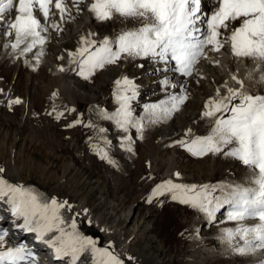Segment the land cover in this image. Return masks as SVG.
<instances>
[{"label":"snow or ice","instance_id":"obj_1","mask_svg":"<svg viewBox=\"0 0 264 264\" xmlns=\"http://www.w3.org/2000/svg\"><path fill=\"white\" fill-rule=\"evenodd\" d=\"M209 2L212 7L202 6L204 0H71V6L68 0H0V36L4 38L0 47L17 59L24 57L26 63L32 54L35 64L31 66L35 70L45 55L49 28L63 31L59 23L50 22V16L56 13L61 22L74 19L72 9L77 15L87 11L98 24L117 20L133 22L132 27L114 36L94 31L81 35L79 46L67 53L68 68L62 65L59 71L71 70L80 78L90 80L98 71L110 65L119 66L124 60H147L163 65L155 68L154 73L164 74L160 86L166 97L144 106V115H135L133 102L139 95V86L127 76L113 81L115 110L96 109L100 119L111 122L124 133L121 147L134 154L130 130L135 129L136 137L142 140L147 127L172 119L189 99L185 80L180 81L178 92H167L169 87L177 88L168 73L204 79L197 66L201 60H209L216 66L218 61L212 60L210 53H219L226 46L234 58L264 64V0ZM136 66L144 67L143 64ZM231 80L239 87L233 88L225 81L203 105L200 119L210 125L207 134L197 135L192 128L184 129L169 147L179 146L196 158L211 154L234 160L248 170L246 183L186 185L168 179L152 189L146 202L152 203L167 194L172 201L201 213L209 223L215 222L219 212L226 211L227 221L235 227L222 231L221 242L236 255L250 256L264 250V94L244 91V82L236 75ZM260 81L264 82V74ZM56 95L53 93V97ZM21 103L19 98L9 100L8 107ZM66 111L71 113L75 109ZM64 115L58 112L55 119L60 120ZM78 124L84 122L77 119L67 127ZM84 126L92 128L93 124ZM98 131L104 134L107 129ZM102 138L105 147L96 145L97 155L115 167L116 162L107 151L111 142ZM5 171L0 167V204L7 206L16 231L33 234L36 242L45 244L55 260L63 264H125L111 244L100 247L96 240L79 230L80 214L73 212L68 201L12 183L5 177ZM174 176L180 179L179 172ZM83 212L86 216L88 209ZM65 213H72L71 218L66 219ZM8 236L9 231L0 228V264H38L37 254L31 247L23 242L9 246Z\"/></svg>","mask_w":264,"mask_h":264},{"label":"rangeland","instance_id":"obj_2","mask_svg":"<svg viewBox=\"0 0 264 264\" xmlns=\"http://www.w3.org/2000/svg\"><path fill=\"white\" fill-rule=\"evenodd\" d=\"M71 22H59L63 28L61 35ZM120 23L111 25L107 22L108 27L101 31L116 35L127 28ZM79 37H69L64 48L59 49L55 47L58 44L55 41L60 37L50 36L53 44L49 45L50 61L58 63V57L65 51H74ZM9 55L10 52L0 65V89L3 90L0 92V167L6 170L4 175L7 179L30 186L40 193L44 191L60 201H68L73 212L80 214L82 219L78 217V221L85 235L96 240L100 247L111 244L115 252L126 242L129 249L138 250L144 264L246 263L245 256L232 253L220 240L224 229L235 227L233 222L227 221L226 211L219 212L215 222L209 223L196 210L172 201L170 195L158 197L152 203L146 202L152 189L168 179L186 185H215L222 181L241 183L246 180L248 170L234 160L211 154L196 158L179 146L169 147L173 140L180 138L182 131L172 134L178 122L184 123L185 127L197 122L195 134H207L210 125L201 120L198 113L210 97L208 93L201 103H193V98L189 97L182 111L176 113L171 121L147 127L142 140L136 137L135 129H131L130 134L135 141L133 154L121 147L124 133L95 115L96 109L111 112L115 108L113 79L120 75L133 76L140 88L141 96L133 102L135 115H144V106L165 99L160 86L163 78L155 79L153 86L147 80L149 75L146 74L152 63L147 60L140 62L144 67L138 71L137 64L131 59L124 60L119 66H107L90 80H84L71 70H66L64 77L52 75L42 65L33 70L24 57L17 59ZM27 59L30 60V55ZM68 80L73 81L75 87L70 99ZM224 80L225 77L220 83ZM176 89L171 88L170 92L179 91ZM53 93L57 95L53 97ZM85 95H94L95 98L92 100ZM16 98L22 103L9 108L8 101ZM67 109L75 111L69 113ZM58 112L65 113L60 120L55 119ZM77 119L84 124L91 123L93 127H85L84 124L67 127ZM99 128L107 129L106 133L100 134ZM102 137L111 142L107 151L116 162L115 167L97 155L95 146L105 147ZM176 172L180 173L179 180L174 176ZM84 209H88L86 216ZM0 210L5 215L0 220L3 225L4 221L10 220V214L4 204ZM89 218L96 220L101 227L114 228L116 232L111 236L99 232L92 223L88 224ZM7 223L6 228H11L12 223ZM197 238L201 242L197 243ZM223 249L230 254H222ZM211 250L216 255H212ZM130 263L141 264L136 259Z\"/></svg>","mask_w":264,"mask_h":264},{"label":"bare ground","instance_id":"obj_3","mask_svg":"<svg viewBox=\"0 0 264 264\" xmlns=\"http://www.w3.org/2000/svg\"><path fill=\"white\" fill-rule=\"evenodd\" d=\"M68 3H69V6H71V0H68ZM202 6L212 7V5L209 2V0H204V4ZM81 7H83V5H81ZM53 12H55L54 8H53ZM72 15H73L74 19H71V21H73V22L68 24V27H67L66 31L64 33H62V35H61L60 32H55L54 33V31L51 28H49V32L47 34L48 35V42L45 45V55L41 58V62L39 64V65H42V66L46 67V69L48 68L47 70L49 72L51 71L52 73L51 72L50 73L52 75L56 76V77L57 76L58 77L59 76L60 77H64L63 75L65 74V71L61 72V71H59V68L62 65L66 68L65 65H68L67 53L70 50L65 51V53L62 55V56L65 57L64 60H59L60 62H58V63H54L52 60L50 61V56L48 54L50 52L49 50L51 49V47L49 45H53V44H51L52 41L50 39V36L53 35V37H60V38H58L57 41H55V43L58 42V44L55 47L61 49V48H64L65 44L68 43L69 37L81 36L83 34H86L88 31L100 32L102 35H108L103 30L101 31V29L108 27V24L107 23H105V24L96 23L94 21V19L91 17V15L87 11H84L81 14L77 15L76 12H75V9H72ZM41 20H42V17H41ZM51 21H56L57 23L61 22L59 14L56 13L54 16H50V22ZM42 22H43V20H42ZM119 22L120 21L117 20V21H110L109 23L111 25H116V24H119ZM121 25L122 26H127V27H132L133 26V22L128 21V22H124V24H121ZM110 36H114V35H110ZM0 37L3 38L2 36H0ZM79 38L77 39L76 48L79 46L78 45ZM3 42H4V40L0 39V43L3 44ZM2 50H3V48L0 47V52ZM9 52L10 51L5 50V49L3 50V52H1L2 55L0 56V65L2 64L3 60L5 59L4 56L7 55ZM29 55H30L29 65L31 66L32 64H35V61L32 59V54H29ZM50 55H51V52H50ZM210 56H211L212 60L218 61V64L216 66H212L209 60H201V62L197 66V70H198L199 74L204 76L205 77L204 79H199L198 80L197 75H193L190 78H183V77H180L178 74L168 73L169 79H171L173 84L177 85V89L175 88L176 90H179L180 81L181 80H185L186 84L189 85V86H187V91L189 93V97L193 98V101H192L193 103L194 102H198V103L203 102V98H206L208 96V94H209V96H213L215 94L216 88L219 87L220 85H222L225 81H228L229 86H231L233 88H238L239 85H237L234 81L231 80V76L232 75H236L240 80H242L244 82V91H246L248 93H251V94H253L254 92H256L258 94H264V82L260 81L261 74H264V64H260L258 61H255V60H252V59H248V58H239V59L234 58L232 56L230 48L228 46H226L225 49L221 50L219 53H210ZM9 57H11V54L9 55ZM130 61L132 63L134 62V63H136L138 65V64H140V62L143 63L144 60H130ZM19 63L21 64V62H19ZM258 65H259V67H258ZM157 67H163V65H154V64H152L151 68L148 70V72L146 74V75H149V77H147V80L149 81V85L153 86L155 84V81H154L155 79H160V78H163V76H164L163 73H154V69L157 68ZM31 68H32V66H31ZM20 69H21V66L18 69V71ZM137 70L139 71V70H141V68L138 67ZM172 76H173V78H172ZM119 77H121V75ZM127 77H129L130 79H133L135 81V78L133 76L127 75ZM224 77H225V80L222 83H220V81L222 80V78L224 79ZM60 79H62V78H60ZM115 79H113V81ZM106 80L110 81L111 79H106ZM62 81L64 83V80H62ZM1 83H2V81L0 79V88H1ZM135 83H136V81H135ZM73 84H74V82L73 81H69V80H68V83H66V85L69 86V91H70V94L68 95L69 99L71 97V91L75 90V87H74ZM190 84H192V85L190 86ZM170 91H171V87H169L167 89V92H170ZM163 92L165 93L164 96L166 97V92L164 90H163ZM175 92H178V91H175ZM75 93L77 94V92H75ZM206 93H208V94L206 95ZM73 95H74V92H73ZM139 96H141L140 88H139L138 97ZM84 97L91 98L92 100H94V98H95L94 95H85ZM26 101L27 100L23 101L24 102V106H26V104H27ZM115 107H116V105H115ZM114 110H115V108L112 111H114ZM181 111H182V109H181ZM201 111L202 110H200V112L198 113L199 115H200ZM195 113L196 112H194L193 114H195ZM95 115H97V114H95ZM165 123H167V122H165ZM196 125H197V122L193 123V124H190L189 126L187 125L185 127L184 123L178 122L176 130H174L172 134L176 133L177 131H182V130L187 129V128H192L194 133H196V130H197ZM166 138H167V136L164 139H166ZM168 138H170V136ZM241 183H246V180L242 181ZM41 193L44 194L47 197H52L51 195H49L48 193H46L44 191L43 192L41 191ZM71 216H72V213H65L66 219H70ZM0 218L3 219L4 217L0 215ZM79 218L82 219L81 217H79ZM216 219H217V217H216ZM88 220L91 221V223L95 226V228L99 232H101V233H103V234H105L107 236H111V235L114 234V232H116L114 228L112 229V228H109V227H101L100 225H98L96 220H93L91 218H89ZM9 221H11V220H9ZM7 222H8V220L4 221L3 223H5V224L0 225V228L4 229L6 227V225L8 224ZM246 223L251 224L253 222L252 221H248ZM78 227H79V230L83 234H85L83 232L81 226H80V222L79 221H78ZM14 231L16 232V230H14ZM14 231L11 232V236L12 237H14V235H15ZM196 242L199 243V242H201V240L199 238H197ZM127 244L128 243H126V242L122 243V245L120 246V249L117 252H115V253L117 255H119L122 259L125 260V264H131L130 260L127 259L128 258L127 257V253H129L131 255L133 260L136 259V261H139L141 264H144L145 262H143L140 259L138 250L129 249L128 248L129 245H127ZM211 252H212V255H216L214 250H211ZM222 254L229 255L230 252L227 251V249H223L222 250ZM245 257L247 258V261H246L245 264H260V262L262 260H264V250L258 251L255 255H250V256H245ZM56 262H58L56 264H60V261L56 260Z\"/></svg>","mask_w":264,"mask_h":264}]
</instances>
